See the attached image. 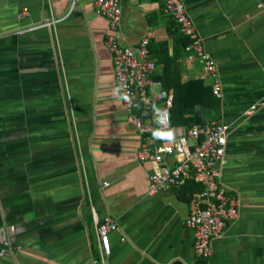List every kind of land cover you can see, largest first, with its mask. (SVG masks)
Listing matches in <instances>:
<instances>
[{
    "label": "crops",
    "instance_id": "1",
    "mask_svg": "<svg viewBox=\"0 0 264 264\" xmlns=\"http://www.w3.org/2000/svg\"><path fill=\"white\" fill-rule=\"evenodd\" d=\"M183 2L217 66L223 97L200 109L206 123L228 126L221 186L239 201L213 256L195 255L185 225L201 185L190 179L148 194L160 165L140 155L170 142L165 131L149 138L129 121L97 0H0V264H264V5ZM173 20L162 0L124 3L121 45L152 33L151 97L174 96L168 59L173 81L213 87L201 59L170 32ZM163 99L144 110L148 120ZM107 218L117 223L109 255L98 235Z\"/></svg>",
    "mask_w": 264,
    "mask_h": 264
},
{
    "label": "built area",
    "instance_id": "2",
    "mask_svg": "<svg viewBox=\"0 0 264 264\" xmlns=\"http://www.w3.org/2000/svg\"><path fill=\"white\" fill-rule=\"evenodd\" d=\"M126 1L97 0L98 13L110 22L108 45L115 61L114 84L129 112V121L139 133L154 138V133L159 135L160 132L170 131L172 137L167 145L156 148L154 152L145 148L140 155L144 162H157L160 165L159 171L150 177L148 194L184 187L190 179L202 186L195 198V207L185 219V225L193 232L195 255L209 260L213 256V242L224 235L239 214L237 196L221 186L222 169L226 164L228 126L215 121L194 124L189 128L171 124L173 95L167 94L163 99L160 93L155 94V97L149 93V88L156 84L153 77L157 69V61L152 58L150 50L152 33L149 32L136 47H124L117 39L116 33L122 24ZM162 1L165 12L176 21L180 33L190 40L186 52L201 59L206 77L214 80L213 93L217 99H221L223 89L217 66L207 54L204 40L198 35L183 0ZM261 3L264 5V0ZM75 5L76 2H73L71 9ZM160 99H163L164 106L158 111L155 121L148 120L144 110ZM165 156L172 158V163L166 161ZM104 185L108 186V183ZM116 230L117 223L112 218H107L98 227L106 255L110 254V233Z\"/></svg>",
    "mask_w": 264,
    "mask_h": 264
},
{
    "label": "trees",
    "instance_id": "3",
    "mask_svg": "<svg viewBox=\"0 0 264 264\" xmlns=\"http://www.w3.org/2000/svg\"><path fill=\"white\" fill-rule=\"evenodd\" d=\"M174 29L177 31V33H180L175 20H173V28L170 29V32L172 31L173 33H176ZM177 43L183 45L184 49H186L187 45L190 43V40L181 34L180 38L177 40ZM168 60L170 61L168 66V75H166L164 79L170 82L169 89H174L173 103L170 108L171 124L174 126H185L188 128L192 127L194 124H205V116H207L208 109L206 111H202L200 108L201 106L211 108L217 105L218 99L213 93V87L211 88L208 86L202 79H194L187 82H182L178 78L176 82L173 81L175 61L172 59ZM140 111L143 110H139V112ZM168 133H170V131H165L163 134L168 137ZM171 140L172 137L166 142H171Z\"/></svg>",
    "mask_w": 264,
    "mask_h": 264
},
{
    "label": "clouds",
    "instance_id": "4",
    "mask_svg": "<svg viewBox=\"0 0 264 264\" xmlns=\"http://www.w3.org/2000/svg\"><path fill=\"white\" fill-rule=\"evenodd\" d=\"M124 98L126 99L127 97H124ZM167 136H168V139H171V133H168ZM154 138H158L157 133H154Z\"/></svg>",
    "mask_w": 264,
    "mask_h": 264
}]
</instances>
